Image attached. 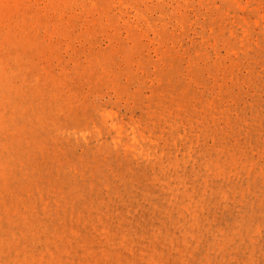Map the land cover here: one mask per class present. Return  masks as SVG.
<instances>
[{
	"label": "rangeland",
	"instance_id": "374dc122",
	"mask_svg": "<svg viewBox=\"0 0 264 264\" xmlns=\"http://www.w3.org/2000/svg\"><path fill=\"white\" fill-rule=\"evenodd\" d=\"M0 264H264V0H0Z\"/></svg>",
	"mask_w": 264,
	"mask_h": 264
}]
</instances>
